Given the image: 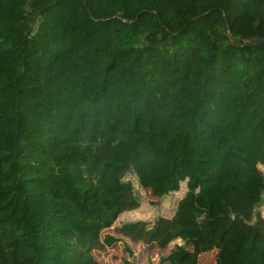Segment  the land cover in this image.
I'll list each match as a JSON object with an SVG mask.
<instances>
[{
  "label": "trees",
  "instance_id": "obj_1",
  "mask_svg": "<svg viewBox=\"0 0 264 264\" xmlns=\"http://www.w3.org/2000/svg\"><path fill=\"white\" fill-rule=\"evenodd\" d=\"M262 39L264 0H0V264H97L128 174L186 182L162 262L264 264Z\"/></svg>",
  "mask_w": 264,
  "mask_h": 264
},
{
  "label": "rangeland",
  "instance_id": "obj_2",
  "mask_svg": "<svg viewBox=\"0 0 264 264\" xmlns=\"http://www.w3.org/2000/svg\"><path fill=\"white\" fill-rule=\"evenodd\" d=\"M264 176V167L258 165ZM125 181L131 182L134 194L139 202L138 209L121 214L114 224L103 229L100 239L103 248L93 250L92 255L97 264H168L162 262L181 241L174 239L170 229V220L177 203L187 192L186 182L180 183L178 192L157 198L150 190L142 189L133 174L126 175ZM252 225L260 253L264 255V195L263 203L255 210ZM187 251L191 252L188 248ZM214 253L201 256V260L191 257L190 264H215Z\"/></svg>",
  "mask_w": 264,
  "mask_h": 264
},
{
  "label": "crops",
  "instance_id": "obj_3",
  "mask_svg": "<svg viewBox=\"0 0 264 264\" xmlns=\"http://www.w3.org/2000/svg\"><path fill=\"white\" fill-rule=\"evenodd\" d=\"M251 224H252V222H251ZM214 251V253H213V255L212 256H214V259H215V256H216V254H217V251L216 250H212V251H210V252H207V253H203V254H201V255H199L198 257H197V259H198V263H199V260H201V256L202 255H205V254H209V253H211V252H213ZM193 258V257H192ZM197 261V260H196ZM214 263H215V260H214ZM204 264V263H203ZM216 264V263H215Z\"/></svg>",
  "mask_w": 264,
  "mask_h": 264
},
{
  "label": "water",
  "instance_id": "obj_4",
  "mask_svg": "<svg viewBox=\"0 0 264 264\" xmlns=\"http://www.w3.org/2000/svg\"><path fill=\"white\" fill-rule=\"evenodd\" d=\"M262 44H264V39H262L260 41L254 40V44L253 45H248V46L256 47V46H261Z\"/></svg>",
  "mask_w": 264,
  "mask_h": 264
}]
</instances>
